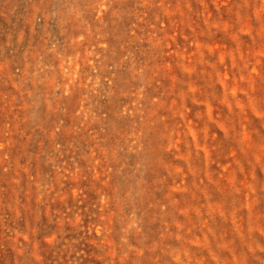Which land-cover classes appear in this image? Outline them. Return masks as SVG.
<instances>
[{
	"label": "rangeland",
	"instance_id": "1",
	"mask_svg": "<svg viewBox=\"0 0 264 264\" xmlns=\"http://www.w3.org/2000/svg\"><path fill=\"white\" fill-rule=\"evenodd\" d=\"M0 264H264V0H0Z\"/></svg>",
	"mask_w": 264,
	"mask_h": 264
}]
</instances>
